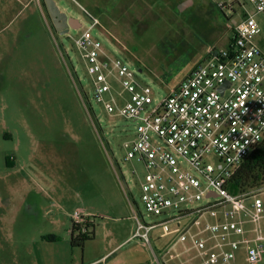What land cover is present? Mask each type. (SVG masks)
Wrapping results in <instances>:
<instances>
[{"label":"rangeland","instance_id":"rangeland-1","mask_svg":"<svg viewBox=\"0 0 264 264\" xmlns=\"http://www.w3.org/2000/svg\"><path fill=\"white\" fill-rule=\"evenodd\" d=\"M55 3L83 28L86 13L95 17L93 34L104 51L139 68L138 79L156 100L208 50L226 47L232 22L253 11L248 0ZM255 19L259 33L252 40L264 55V14ZM82 29L60 36L41 0H0V264H169L181 258L199 264L188 241L171 248L174 231L190 226L191 217L159 226L149 245L131 238L129 204L150 224L168 221L177 211L157 217L145 211L143 166L125 161L122 149L136 124L106 114L94 101L86 63L72 41ZM108 83L121 106L128 94L116 77ZM77 210L91 215L94 224L93 238L82 247L72 246L69 236V215ZM204 221L213 222L203 216L190 232ZM260 231L264 235V223ZM233 254L229 264H248L244 244Z\"/></svg>","mask_w":264,"mask_h":264},{"label":"built area","instance_id":"built-area-1","mask_svg":"<svg viewBox=\"0 0 264 264\" xmlns=\"http://www.w3.org/2000/svg\"><path fill=\"white\" fill-rule=\"evenodd\" d=\"M248 2L253 11H244L232 22L228 45L208 50L160 100L138 79L136 68L104 51L93 34L98 26L95 17L86 13L88 25L72 38L86 63L96 104L106 114L136 124L134 135L123 142L122 149L125 161L143 166L140 200L145 211L154 217L177 211L175 217L155 224L146 223L138 209L133 211L131 238L149 245L153 230L171 220L191 217L190 226L174 231L178 235L171 248L188 241L199 264H229L240 244L246 246L248 264H259L264 253L260 231L264 185L237 195L227 190L236 169L264 139V55L252 40L259 33L255 15L264 14V0ZM110 76L128 94L121 106L111 92ZM83 97L89 104L85 93ZM203 200L206 204H199ZM203 216L213 222L204 221L199 230L190 232ZM90 218L77 210L71 214V223L85 232ZM169 264L191 263L181 258Z\"/></svg>","mask_w":264,"mask_h":264},{"label":"trees","instance_id":"trees-1","mask_svg":"<svg viewBox=\"0 0 264 264\" xmlns=\"http://www.w3.org/2000/svg\"><path fill=\"white\" fill-rule=\"evenodd\" d=\"M43 3V2H42ZM44 4V3H43ZM264 185V139L254 147L250 156L236 169L227 183V190L233 194H243ZM70 236L72 246L82 247L84 242L94 236V224L85 226L86 231L71 223Z\"/></svg>","mask_w":264,"mask_h":264},{"label":"water","instance_id":"water-1","mask_svg":"<svg viewBox=\"0 0 264 264\" xmlns=\"http://www.w3.org/2000/svg\"><path fill=\"white\" fill-rule=\"evenodd\" d=\"M42 2L53 28L60 36L67 35L70 30H79L81 28V24L76 19L68 17L64 12L59 10L54 0H42ZM137 70L139 71V68ZM222 90L223 88H220V91Z\"/></svg>","mask_w":264,"mask_h":264},{"label":"crops","instance_id":"crops-1","mask_svg":"<svg viewBox=\"0 0 264 264\" xmlns=\"http://www.w3.org/2000/svg\"><path fill=\"white\" fill-rule=\"evenodd\" d=\"M129 207L132 209V214H133V208H132V205L129 204ZM130 211H131V210H130ZM69 218H70V226H71V215H69ZM130 220L133 221V220H132V215H130ZM52 223H53V222H52ZM133 223H134V222H133ZM70 229H71V228H70ZM70 229H69V236L71 235V234H70ZM133 231H134L133 229L130 231V234H131V235H132ZM70 239H71V236H70ZM162 262H163V261H161V263H162ZM92 263H93V262H92ZM92 263H91V264H92ZM163 264H165V263L163 262Z\"/></svg>","mask_w":264,"mask_h":264},{"label":"flooded vegetation","instance_id":"flooded-vegetation-1","mask_svg":"<svg viewBox=\"0 0 264 264\" xmlns=\"http://www.w3.org/2000/svg\"><path fill=\"white\" fill-rule=\"evenodd\" d=\"M41 2H42V0H41ZM42 5H43V7H45L43 3H42ZM48 16H49V15H48ZM49 19H50V18H49ZM50 21H51V20H50ZM51 24H52V23H51ZM52 27H53V26H52ZM53 29H54V28H53ZM54 31H55V29H54ZM55 32H56V31H55ZM56 33H57V32H56Z\"/></svg>","mask_w":264,"mask_h":264}]
</instances>
